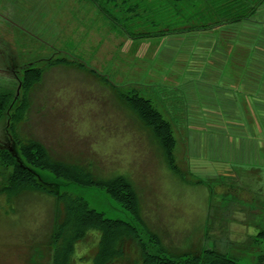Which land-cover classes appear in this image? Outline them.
Segmentation results:
<instances>
[{
  "label": "crops",
  "instance_id": "crops-1",
  "mask_svg": "<svg viewBox=\"0 0 264 264\" xmlns=\"http://www.w3.org/2000/svg\"><path fill=\"white\" fill-rule=\"evenodd\" d=\"M158 1L148 0L152 5ZM130 2L143 3L141 0H118L115 5L102 3L104 12L95 0H0V3L8 4L6 12L0 14V71L10 67L8 60H12L10 64L19 69L9 73V87L4 90L0 87V92L3 90L16 96L17 105L24 95L20 87L25 71L31 68L44 70L42 81L30 90L29 107L16 127L21 140H35L48 149L54 160L67 162V159L77 156L74 154L73 136L87 139L94 134L92 125H102L107 120L118 121L113 117L118 119L119 115L104 114L107 107L102 104L103 98L112 93L123 100L118 87L115 88L112 82L121 89L135 83L145 87L155 86L139 78L138 75L142 74L140 67L126 66L132 54L131 43L160 39H136L127 33L124 26H129L130 19L118 17L117 11L112 12L119 8L124 10V6ZM260 9H264V5ZM259 11L249 20L229 23L215 30H235V46L257 45L256 34L264 30V20L257 21L258 16L264 17V13ZM38 36L41 38L37 40L42 42L43 39L44 42L40 44L41 48L34 43ZM73 38L72 42H66ZM69 55L84 61L86 68L65 63L48 66V61ZM213 66L211 76L206 77L203 84L207 87L195 86L198 87L196 100L193 99L196 103L191 109L186 92L174 85L185 95L184 116L187 120L216 118L207 120L206 124H198V127H189L190 151L194 147L193 130L203 135L206 133L208 137L205 136V141L198 143L195 140V149L199 144V149L207 147L212 150L193 159L203 166L201 168L206 178L215 177L212 175L216 172L233 177V173L224 172H231L236 167L247 173L252 172L251 177L245 180L246 186L240 190V196L228 194L224 185L218 189L216 197L220 198L219 202L221 199L231 202L229 199H232L237 205L235 217L227 224V228H231L229 239L219 242L218 251L233 252L250 263L264 264V238L259 237L264 231V184L258 182L264 177V57L221 60ZM217 67H220V71ZM104 76L111 83L105 81ZM252 131H258V134ZM256 173H259L258 176ZM181 181L187 187H193L192 192L198 198L201 220L196 228L202 231L198 234L201 238L199 243H202L206 240L211 216L212 190L207 185H189ZM56 207V198L50 193L27 190L17 197H11L8 193L0 192V227L4 228L16 219L26 223L18 234L21 237L19 243L16 242L18 248L9 258L0 255V264H51L50 243ZM141 215L146 220L143 207ZM154 217L157 219L153 220V225L148 223L149 227L171 253L178 255L183 253L182 249L189 248L187 240L192 238L193 228L184 210L178 208L163 212L156 204ZM170 240L175 243L172 244ZM198 248L195 247L192 252H197Z\"/></svg>",
  "mask_w": 264,
  "mask_h": 264
},
{
  "label": "rangeland",
  "instance_id": "rangeland-1",
  "mask_svg": "<svg viewBox=\"0 0 264 264\" xmlns=\"http://www.w3.org/2000/svg\"><path fill=\"white\" fill-rule=\"evenodd\" d=\"M7 5L6 3H0V14L6 12L5 8H8ZM259 13H264V9H260ZM3 16L6 17V14ZM260 20H264V17L258 16L257 21ZM256 36L257 45L244 46H235L237 44L235 40L236 31L233 29H230V31L227 30L226 32L215 30L211 32L187 33L174 35L172 38L159 37L160 39L158 41L148 39L143 42L131 43L130 50L132 54L130 59H127L126 66L129 67V65H132L134 68L140 67L142 74L138 76L142 81L148 84L163 85L166 87L156 91V93L160 94L161 98L164 94H171L170 98L166 97V101L162 99L160 101L157 100L160 111L162 108L174 104L172 99L174 85H178L179 88H183L184 93L186 92L185 95L188 98L191 109L196 100L195 96L197 95L196 89L198 87L195 86L205 84V78L211 76V70L214 68V64L216 66V63H220L221 60L231 61L232 59L245 60L250 57H264V30L258 32ZM37 38H41V36L36 37L34 43L36 47L41 48L40 44L44 43L43 39L40 42ZM73 40L74 38L71 40L67 39L66 42H72ZM38 53L39 51L36 49V54ZM11 61L8 60L7 62L10 67L0 71V87L2 89L9 87V73L19 70L17 66L15 67V65L10 64ZM217 69L220 71V67H217ZM203 87L207 86L203 85ZM3 90L0 92V98L2 95L8 93ZM202 93H205V91ZM114 95L112 93L104 97L102 104L107 107L104 110V114L108 112L107 114L110 116L119 115L118 119L113 117V119L118 121L114 120L115 122H111L107 120L102 125H92L91 128L95 129L94 134H90L89 137H86L87 139H81L78 135L73 136L72 140L76 148L74 154H77V156L69 158L66 161L71 162V164L79 163L78 165L83 166L99 179L106 180L120 177V175L127 177L129 180L131 179L130 181L134 189L137 190L140 206L141 208L143 207L145 212L146 220L144 219V221L149 229V224L151 223L153 225V220L157 219L154 217L156 204L159 210L163 212L166 210L175 211L178 208L184 210L186 216L191 219L193 236L187 240L189 248L182 249L183 253L180 252L177 256L193 254L192 251L197 246H199L197 251L208 248L218 250L220 246L219 242L222 243V240L229 239L231 228H227V224L230 219L235 217V209L237 208V205L232 202V199H229L228 195L226 197L232 203L223 199L219 202L220 198L216 197L218 189L221 185H224L227 187L228 194H231L233 197L240 196V190H243L242 187L246 186L244 182L251 177L252 172L247 173L244 169L236 167L231 172H224L233 173V177H227L222 172H216L212 175L215 177L206 178L207 176L203 172V168H201L203 166L200 163H195L196 161L193 160L195 157L199 158L205 152H210L212 149L207 147H200L199 149V144L198 146L196 145L195 149V140L201 143L206 140L203 139L205 136L208 137V134L205 133L203 135L193 130L192 144L194 147L190 151L189 127H198V124H206L207 120H215L216 118L204 117L203 119L191 118L187 120V125L190 122V125L187 126V141L183 136L180 139L177 137L175 151V157L184 171H190L202 179L206 178L211 181L213 197L211 199L212 209L208 226L209 232L206 240L199 243L201 238L199 239L198 234L201 230L196 227L200 225L201 215L199 214L200 207L198 206V198L192 192L194 188L187 187L181 181L180 175L174 173L169 168L166 159H164L162 148L155 139L152 131L145 127L134 110L124 100ZM194 98L195 100H193ZM164 116L177 117L174 120V124H181L185 121L180 118V112L176 116L172 114H165ZM121 118L123 119L121 120ZM8 128L9 121L6 109L0 108V145L2 147H10L20 157V149H18V145L14 141L16 136L19 137V135L17 133H15L16 135L12 134ZM252 132L253 134H258V131ZM194 134H196L197 139H195ZM79 148L81 150H78ZM213 166L219 167L218 165ZM123 170L125 172L127 171L126 173L128 175ZM36 172L46 184L47 189H51L58 194L68 192L75 197H81L90 204L91 208L103 213L106 218L133 222V217L130 213L122 205L116 203L107 191L93 186L85 187L79 184L76 185L74 183L60 181L49 172L47 173L41 170H36ZM256 174L258 176L259 173ZM258 182L264 184V177L262 181ZM188 190H190V195L188 194ZM24 224H26L25 221L16 219L14 223L12 221L7 223L4 228L0 227L1 256H7L9 258V255L16 251L15 249L18 248V245L16 247V242L21 238L18 234L25 227ZM87 233V236L75 245L76 250L70 258V264H94L93 259L98 251L101 233L96 230ZM170 241L172 244L175 243V241ZM125 246V256L112 264H143L139 248L130 243H127ZM231 254L234 253L231 252ZM7 257L6 259H8Z\"/></svg>",
  "mask_w": 264,
  "mask_h": 264
},
{
  "label": "trees",
  "instance_id": "trees-1",
  "mask_svg": "<svg viewBox=\"0 0 264 264\" xmlns=\"http://www.w3.org/2000/svg\"><path fill=\"white\" fill-rule=\"evenodd\" d=\"M143 3L126 4L124 10L119 8L118 17H128L129 26L124 29L132 38L170 37L189 32L215 30L229 23L249 20L256 16L258 8L264 0H159L152 5L148 0ZM98 6L102 3L117 4L118 0H95ZM101 3V4H100ZM121 7V6H120ZM139 25L136 26V24ZM48 66L59 63L77 64L86 68V63L69 55L67 58L52 59ZM95 71V70H94ZM42 68H31L25 71L21 81L20 91L24 93L20 103L16 105V96L4 94L0 98V108L6 109L10 131L16 135V127L24 117L29 102L31 88L43 79ZM105 81L111 83L107 76ZM119 89L125 103L134 110L137 117L152 131L155 139L162 148L164 159L169 168L178 173L181 179L189 185H207L211 188L210 179H202L190 171H184L175 157L177 137L186 138L187 124L184 116L186 101L184 93L175 87L172 99L174 104L158 108L157 100H165L170 95L156 93L166 88L160 86H142L131 84L121 89V86L111 83ZM120 87V88H119ZM158 94V95H157ZM180 112L181 124H174L176 118L164 116ZM186 125V127H185ZM20 149L18 157L9 147H0V192L8 193L11 197L19 196L23 191L37 190L50 193L56 198V213L50 248L52 250L51 264H70V258L75 253V245L87 236V232L96 230L101 233L98 251L94 256V264H112L122 259L126 253V244H134L139 248L143 264H257L250 263L240 255L221 253L214 248L201 249L193 254L174 255L162 244L159 236L151 231L141 216V206L137 190L125 176L111 179H99L81 165H75L52 158L47 148L41 143L23 141L18 136L14 139ZM186 150V149H184ZM186 152V151H185ZM36 170L51 173L60 181L79 184L85 187H97L107 191L110 197L122 205L133 217V222L106 218L103 213L91 208L90 204L81 197L47 189ZM213 195V191H212ZM209 229L207 227L208 236ZM264 238V231L259 235ZM246 260V261H244Z\"/></svg>",
  "mask_w": 264,
  "mask_h": 264
}]
</instances>
